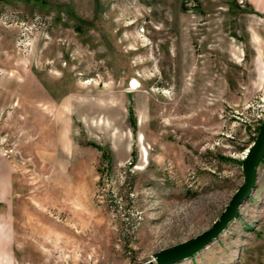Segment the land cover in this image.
<instances>
[{
    "label": "rangeland",
    "instance_id": "1",
    "mask_svg": "<svg viewBox=\"0 0 264 264\" xmlns=\"http://www.w3.org/2000/svg\"><path fill=\"white\" fill-rule=\"evenodd\" d=\"M263 115L253 0H0L4 264H154L219 216ZM173 264H264V157L236 216Z\"/></svg>",
    "mask_w": 264,
    "mask_h": 264
},
{
    "label": "water",
    "instance_id": "2",
    "mask_svg": "<svg viewBox=\"0 0 264 264\" xmlns=\"http://www.w3.org/2000/svg\"><path fill=\"white\" fill-rule=\"evenodd\" d=\"M263 156L264 115L261 119L258 132L242 159L243 181L231 194L229 201L219 216L214 219L209 227L194 236L155 251L152 254L151 262L154 264H173L210 243L222 231L226 224L236 216L239 206L245 202L256 187L257 167Z\"/></svg>",
    "mask_w": 264,
    "mask_h": 264
},
{
    "label": "crops",
    "instance_id": "3",
    "mask_svg": "<svg viewBox=\"0 0 264 264\" xmlns=\"http://www.w3.org/2000/svg\"><path fill=\"white\" fill-rule=\"evenodd\" d=\"M253 4L259 12H264L263 0H253ZM13 189L11 163L0 152V264H4V252L10 253L9 247L15 236L13 215L8 208L12 202ZM10 264H14V261L11 260Z\"/></svg>",
    "mask_w": 264,
    "mask_h": 264
},
{
    "label": "bare ground",
    "instance_id": "4",
    "mask_svg": "<svg viewBox=\"0 0 264 264\" xmlns=\"http://www.w3.org/2000/svg\"><path fill=\"white\" fill-rule=\"evenodd\" d=\"M138 85H139L138 80H136V79L132 80V82H131V86H132V87H136V86H138ZM263 157H264V156H263ZM258 168H259V165H258V167H257V173H258ZM240 206H241V205H240ZM240 206H239V207H240ZM214 239H215V238H214ZM198 250H199V249H198ZM198 250H197V251H198ZM194 253H195V252H194ZM194 253H192V254H194ZM192 254H190V255H192ZM190 255H189V256H190ZM187 257H188V256H187Z\"/></svg>",
    "mask_w": 264,
    "mask_h": 264
}]
</instances>
